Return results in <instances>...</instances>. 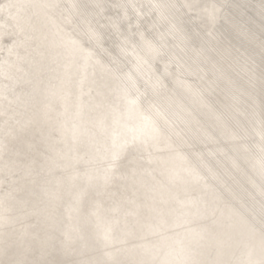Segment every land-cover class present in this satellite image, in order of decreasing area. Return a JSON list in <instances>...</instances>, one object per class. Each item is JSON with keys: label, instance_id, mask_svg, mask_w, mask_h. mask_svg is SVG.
<instances>
[{"label": "bare ground", "instance_id": "1", "mask_svg": "<svg viewBox=\"0 0 264 264\" xmlns=\"http://www.w3.org/2000/svg\"><path fill=\"white\" fill-rule=\"evenodd\" d=\"M0 264H264V0H0Z\"/></svg>", "mask_w": 264, "mask_h": 264}, {"label": "snow or ice", "instance_id": "2", "mask_svg": "<svg viewBox=\"0 0 264 264\" xmlns=\"http://www.w3.org/2000/svg\"><path fill=\"white\" fill-rule=\"evenodd\" d=\"M185 7H191V5H185ZM213 20L215 19V10H213V14H212V17H211ZM78 47V45H76V42L73 41L72 42V48H71V52L74 53L76 48Z\"/></svg>", "mask_w": 264, "mask_h": 264}]
</instances>
